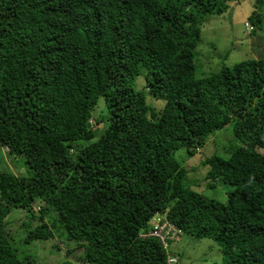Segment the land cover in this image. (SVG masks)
Wrapping results in <instances>:
<instances>
[{"label": "trees", "instance_id": "obj_1", "mask_svg": "<svg viewBox=\"0 0 264 264\" xmlns=\"http://www.w3.org/2000/svg\"><path fill=\"white\" fill-rule=\"evenodd\" d=\"M230 1L0 0V264H31L5 229L14 209L23 245L61 235L82 251L60 264H176L184 235L223 264H264V57L199 72L201 28ZM226 127L201 161L231 187L222 203L186 186L174 154ZM157 214L181 233L148 236Z\"/></svg>", "mask_w": 264, "mask_h": 264}, {"label": "rangeland", "instance_id": "obj_2", "mask_svg": "<svg viewBox=\"0 0 264 264\" xmlns=\"http://www.w3.org/2000/svg\"><path fill=\"white\" fill-rule=\"evenodd\" d=\"M253 5V0H232L229 2L227 11L222 15L211 17L209 22L201 28V43L197 49L198 58L199 56L201 58L199 60L200 75L219 72L223 67L231 68L243 60L264 57L257 52L264 49V10L261 12V24L255 32L247 34L244 29V22L248 21L249 15L254 10ZM200 75L199 77H202ZM143 85V81L138 79L136 88L140 90ZM149 103L162 108L164 102L151 98ZM102 127V124L97 126L99 130ZM228 131L229 127H226L216 132L219 136L211 137L209 142L195 155L189 156L185 149H180L174 154L175 159L186 170V186L222 203L227 202V193L231 187L206 180L208 167L204 166L201 161L202 157L209 156L214 151L213 154L222 153L227 142ZM8 169L13 171L10 166ZM38 207L39 205H34L35 210H38ZM19 213L21 212L18 209L11 212L8 217L11 222L6 225L5 229L8 235L13 237V245L18 247L22 258L29 257L31 264H60L66 260L79 262L82 251L77 249L75 243L67 241L65 236L58 235L56 239L36 240L23 245L27 235L24 224L28 218L26 215H17ZM31 221L32 224L36 222ZM171 248V251L178 257L176 264H223L226 261L218 244L211 239H195L184 235L172 244Z\"/></svg>", "mask_w": 264, "mask_h": 264}, {"label": "built area", "instance_id": "obj_3", "mask_svg": "<svg viewBox=\"0 0 264 264\" xmlns=\"http://www.w3.org/2000/svg\"><path fill=\"white\" fill-rule=\"evenodd\" d=\"M244 27L247 32H251L253 30V26L249 23H245ZM150 225L151 229L148 232V236L159 238L162 242H164L168 237L181 233V230L171 224L165 215H155L150 221Z\"/></svg>", "mask_w": 264, "mask_h": 264}, {"label": "clouds", "instance_id": "obj_4", "mask_svg": "<svg viewBox=\"0 0 264 264\" xmlns=\"http://www.w3.org/2000/svg\"><path fill=\"white\" fill-rule=\"evenodd\" d=\"M253 8H254V7H253ZM245 23H249L250 25H252V24L249 22V20L246 21V22H244V24H245ZM252 26H253V25H252ZM244 29H245V27H244ZM253 30H254V26H253ZM253 30H252V31H253ZM245 31H246V29H245ZM252 31H251V32H252ZM251 32H247V31H246L247 34H250ZM171 260H172L171 258L168 259V263H172V262H174V261H171Z\"/></svg>", "mask_w": 264, "mask_h": 264}]
</instances>
